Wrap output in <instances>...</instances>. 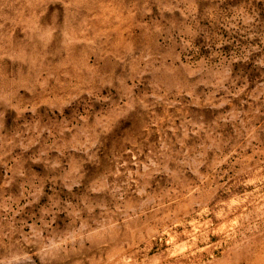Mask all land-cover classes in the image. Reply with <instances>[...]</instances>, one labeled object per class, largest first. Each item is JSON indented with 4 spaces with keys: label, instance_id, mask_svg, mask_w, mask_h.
Returning a JSON list of instances; mask_svg holds the SVG:
<instances>
[{
    "label": "rangeland",
    "instance_id": "obj_1",
    "mask_svg": "<svg viewBox=\"0 0 264 264\" xmlns=\"http://www.w3.org/2000/svg\"><path fill=\"white\" fill-rule=\"evenodd\" d=\"M0 264H264V0H0Z\"/></svg>",
    "mask_w": 264,
    "mask_h": 264
}]
</instances>
